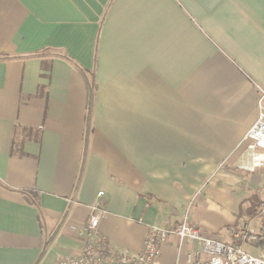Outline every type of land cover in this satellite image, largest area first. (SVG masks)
<instances>
[{
    "label": "crops",
    "instance_id": "crops-1",
    "mask_svg": "<svg viewBox=\"0 0 264 264\" xmlns=\"http://www.w3.org/2000/svg\"><path fill=\"white\" fill-rule=\"evenodd\" d=\"M260 89L264 0H0V264L77 253L97 201L120 251L184 216L227 243L258 229Z\"/></svg>",
    "mask_w": 264,
    "mask_h": 264
},
{
    "label": "built area",
    "instance_id": "built-area-1",
    "mask_svg": "<svg viewBox=\"0 0 264 264\" xmlns=\"http://www.w3.org/2000/svg\"><path fill=\"white\" fill-rule=\"evenodd\" d=\"M258 117L246 130L244 139L249 140L246 148L255 153L257 149H264V90L260 89L258 98ZM256 164H260L257 160ZM103 191L98 192V197ZM105 209L95 202L90 209L88 219L79 228V233L85 236L81 247L75 254L60 257L55 264H153L160 253L161 245L174 235L179 240V247L184 240L196 242L197 247L186 254L189 264H264V223L256 229L244 225L231 234L246 243L257 244L260 252L252 254L240 245L204 237L198 228L190 225L187 217L173 227L161 224H149L144 234L143 242L138 251L112 249L106 237L97 230L100 216ZM264 217V204L260 210Z\"/></svg>",
    "mask_w": 264,
    "mask_h": 264
},
{
    "label": "rangeland",
    "instance_id": "rangeland-1",
    "mask_svg": "<svg viewBox=\"0 0 264 264\" xmlns=\"http://www.w3.org/2000/svg\"><path fill=\"white\" fill-rule=\"evenodd\" d=\"M256 210H257V206H256ZM170 237H175L176 243L179 245V240H178V238L176 236L171 235V236H169V238ZM169 238H168V240H169ZM168 240H167V242H168ZM230 244L240 245L242 248H244V249H246V250H248L250 252H253V253H257L258 252V250L255 249L256 248L255 245H251L250 243H246V242H244L241 239L239 240V239L236 238L234 241L230 242ZM186 245H187V241L184 240V242L182 244V248H181L182 251H184Z\"/></svg>",
    "mask_w": 264,
    "mask_h": 264
},
{
    "label": "trees",
    "instance_id": "trees-1",
    "mask_svg": "<svg viewBox=\"0 0 264 264\" xmlns=\"http://www.w3.org/2000/svg\"><path fill=\"white\" fill-rule=\"evenodd\" d=\"M263 204H264V202L261 204V206H263ZM263 219H262V222L264 223V217H262Z\"/></svg>",
    "mask_w": 264,
    "mask_h": 264
}]
</instances>
